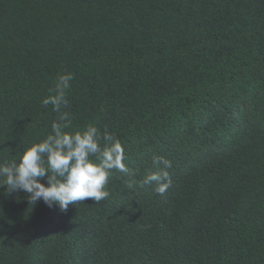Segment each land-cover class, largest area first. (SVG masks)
I'll use <instances>...</instances> for the list:
<instances>
[{"label": "trees", "instance_id": "16d2710c", "mask_svg": "<svg viewBox=\"0 0 264 264\" xmlns=\"http://www.w3.org/2000/svg\"><path fill=\"white\" fill-rule=\"evenodd\" d=\"M65 73L66 131L114 134L137 181L170 160L171 186L113 170L67 210L0 188V264H264V0H0V163L51 131Z\"/></svg>", "mask_w": 264, "mask_h": 264}, {"label": "clouds", "instance_id": "9594fccd", "mask_svg": "<svg viewBox=\"0 0 264 264\" xmlns=\"http://www.w3.org/2000/svg\"><path fill=\"white\" fill-rule=\"evenodd\" d=\"M72 80L71 73L59 75L54 88L49 90L55 94L42 99V105H51L59 116L51 123V131L44 138L26 146L12 160L0 163V188L7 193L24 192L31 206L42 201L49 208L58 205L61 210H67L70 204L88 198L96 203L107 199L110 193L105 186L115 170L126 178L124 182L128 188L136 184L141 187L154 185L153 190L163 195L171 186L168 172L172 167L170 160L153 155L152 164L157 170L137 181L136 173L124 162V147L114 134L107 130L101 132L95 125H88L83 130L66 131L72 127L71 117L62 109L68 107L66 90L71 87ZM195 167L189 164L180 173L189 174ZM263 180L264 175L260 173V181ZM211 186L205 183L201 194ZM211 199H216L215 205ZM202 200H209L212 208L223 209L219 190L203 196ZM231 259L247 264L245 255L221 259L217 264H228Z\"/></svg>", "mask_w": 264, "mask_h": 264}]
</instances>
